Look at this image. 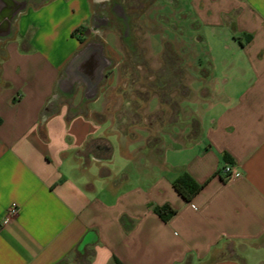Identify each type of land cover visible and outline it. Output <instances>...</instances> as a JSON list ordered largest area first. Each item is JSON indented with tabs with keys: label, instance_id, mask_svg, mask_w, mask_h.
<instances>
[{
	"label": "crops",
	"instance_id": "1",
	"mask_svg": "<svg viewBox=\"0 0 264 264\" xmlns=\"http://www.w3.org/2000/svg\"><path fill=\"white\" fill-rule=\"evenodd\" d=\"M14 1L0 34V264H264V0H193L219 92L183 97L184 120H159L176 100L151 97L129 126L106 97L122 61L94 29L102 0ZM89 44L112 61L94 98L72 63ZM183 171L204 184L190 201L173 185Z\"/></svg>",
	"mask_w": 264,
	"mask_h": 264
},
{
	"label": "rangeland",
	"instance_id": "2",
	"mask_svg": "<svg viewBox=\"0 0 264 264\" xmlns=\"http://www.w3.org/2000/svg\"><path fill=\"white\" fill-rule=\"evenodd\" d=\"M122 1L128 16L133 18L132 33L138 51L137 57L132 58L126 51L121 33L113 29L101 32V39L120 50L122 61L113 85L106 92V97H110L109 108L113 112H124L121 121H124L123 126H129L137 119L138 112L153 108L156 100L149 103L151 97L160 100L174 97L176 101L168 103L169 106L164 107L160 102L156 107L159 112L155 115L162 121L161 111L166 109L172 118L178 115L175 114L177 110L180 120L190 117L193 108L186 105L183 97H200L201 88L213 92L220 89L218 84L212 86L208 75L210 46L215 43L207 28L197 26L192 11L193 0Z\"/></svg>",
	"mask_w": 264,
	"mask_h": 264
},
{
	"label": "water",
	"instance_id": "3",
	"mask_svg": "<svg viewBox=\"0 0 264 264\" xmlns=\"http://www.w3.org/2000/svg\"><path fill=\"white\" fill-rule=\"evenodd\" d=\"M4 4L5 5L0 8V34L7 35L10 32L11 24L15 15L25 6V4L18 3L14 0H4ZM116 9L117 13L124 17L128 22L129 16L126 13L124 6L117 3ZM102 25H106V23H101L98 26L94 23V29L98 30ZM80 60L84 61V75L89 80L87 97L94 98L98 92V85L104 76V69L110 66L112 61L104 55L103 46L100 44L97 49L94 48V44L86 46L80 53H78V55H76L72 63ZM100 149L105 153L112 152V147L109 144L100 146Z\"/></svg>",
	"mask_w": 264,
	"mask_h": 264
},
{
	"label": "flooded vegetation",
	"instance_id": "4",
	"mask_svg": "<svg viewBox=\"0 0 264 264\" xmlns=\"http://www.w3.org/2000/svg\"><path fill=\"white\" fill-rule=\"evenodd\" d=\"M117 2L122 3L124 6V2L122 0H102L97 4V8L94 14V23L95 25H100L101 23H106L105 26L101 27V31L103 29H113L117 30L122 34V41L127 49V53L133 58L137 57V47L134 44V34L132 33L133 29V18L129 16V20H127L120 16L117 13L116 4ZM126 8V7H125ZM129 28V31H128ZM160 86H163L158 82Z\"/></svg>",
	"mask_w": 264,
	"mask_h": 264
},
{
	"label": "trees",
	"instance_id": "5",
	"mask_svg": "<svg viewBox=\"0 0 264 264\" xmlns=\"http://www.w3.org/2000/svg\"><path fill=\"white\" fill-rule=\"evenodd\" d=\"M251 36V35H250ZM177 192L186 200L190 201L203 188L204 184L196 181L192 175L183 171L173 182ZM155 212L164 220L168 221L177 210L170 204L156 206Z\"/></svg>",
	"mask_w": 264,
	"mask_h": 264
},
{
	"label": "built area",
	"instance_id": "6",
	"mask_svg": "<svg viewBox=\"0 0 264 264\" xmlns=\"http://www.w3.org/2000/svg\"><path fill=\"white\" fill-rule=\"evenodd\" d=\"M224 171L227 173L229 178H237V177H239L242 174V172L238 168V166L234 165L232 163L226 164L224 166ZM16 211H17V205L14 204V205H12L11 212L14 213Z\"/></svg>",
	"mask_w": 264,
	"mask_h": 264
}]
</instances>
